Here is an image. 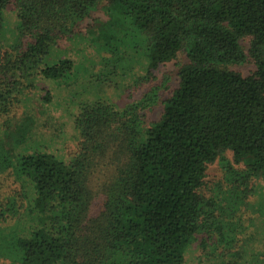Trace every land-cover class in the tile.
<instances>
[{"label":"trees","instance_id":"1","mask_svg":"<svg viewBox=\"0 0 264 264\" xmlns=\"http://www.w3.org/2000/svg\"><path fill=\"white\" fill-rule=\"evenodd\" d=\"M8 7L18 28L0 53V121L29 79L70 73L71 61L44 60L98 10L104 74L140 73L130 89L143 92L121 111L81 104L66 163L32 152L5 174L25 126L0 141V179L19 185L0 194V264H184L192 248L198 264H264L252 210L264 198V0H0V33ZM179 55L171 90L155 72ZM246 64L247 76L233 70ZM215 163L221 177L207 183ZM20 221L24 232L8 236Z\"/></svg>","mask_w":264,"mask_h":264},{"label":"rangeland","instance_id":"2","mask_svg":"<svg viewBox=\"0 0 264 264\" xmlns=\"http://www.w3.org/2000/svg\"><path fill=\"white\" fill-rule=\"evenodd\" d=\"M3 27L0 33V53L12 46L17 39L18 21L11 8H6L1 12ZM105 15L98 10L91 21L83 23L80 32L82 35H76L66 41H59L57 46L52 48L44 60V65L52 66L60 61L69 60L73 67L69 74L61 80H50L41 77H32L28 83L31 85L23 95H21L20 104L14 108L8 118L6 129L0 125V141L5 139L7 133L16 130V126H25V141L21 146L14 148L11 157H6L9 170L5 174L13 173L16 165V157L20 155L31 154L32 152H44L54 156L59 162L66 163L70 158L69 154L75 150L77 132L74 128V121L78 115L79 106L86 102L100 101L106 103L115 109L121 111L126 106L136 102L141 91H131L130 87L133 78L138 77L140 73L131 72L125 77L107 78L103 69L104 58L106 54L100 50L96 39V23L103 22ZM91 33L86 34L90 28ZM186 62L183 55H179L177 61L161 66L155 75L158 80L167 79L171 90L177 87L178 67ZM251 64L233 68L234 71L242 76H247L253 71ZM45 95H50V101L43 100ZM166 93L163 98H166ZM162 107L158 106L146 113V124L150 125L160 119ZM10 127L8 129V126ZM27 128V131H26ZM30 130V132H28ZM18 136V134H17ZM7 146V150H9ZM230 159V155L226 154ZM4 174V175H5ZM221 171L217 163L211 165L206 172L207 183L219 180ZM258 185L259 182L257 183ZM256 185L259 190L260 186ZM18 184L13 178L3 177L0 179V194H6L10 190L18 189ZM264 196V195H263ZM264 199L259 194L253 199V212L256 217V228L253 233L254 245L264 244V217H261L259 204ZM264 213V209H263ZM8 227L7 235L23 233L26 222L20 221L17 226ZM192 248L187 255V261L184 264H198L193 257L196 253Z\"/></svg>","mask_w":264,"mask_h":264}]
</instances>
